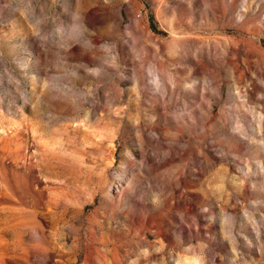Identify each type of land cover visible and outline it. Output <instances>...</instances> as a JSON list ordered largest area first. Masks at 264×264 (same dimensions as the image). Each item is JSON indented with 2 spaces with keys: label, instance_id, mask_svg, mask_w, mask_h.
<instances>
[{
  "label": "rangeland",
  "instance_id": "1",
  "mask_svg": "<svg viewBox=\"0 0 264 264\" xmlns=\"http://www.w3.org/2000/svg\"><path fill=\"white\" fill-rule=\"evenodd\" d=\"M0 264H264V0H0Z\"/></svg>",
  "mask_w": 264,
  "mask_h": 264
}]
</instances>
